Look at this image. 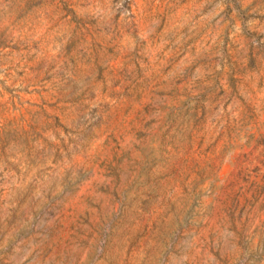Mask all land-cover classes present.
I'll use <instances>...</instances> for the list:
<instances>
[{
  "label": "rangeland",
  "instance_id": "rangeland-1",
  "mask_svg": "<svg viewBox=\"0 0 264 264\" xmlns=\"http://www.w3.org/2000/svg\"><path fill=\"white\" fill-rule=\"evenodd\" d=\"M0 264H264V0H0Z\"/></svg>",
  "mask_w": 264,
  "mask_h": 264
}]
</instances>
